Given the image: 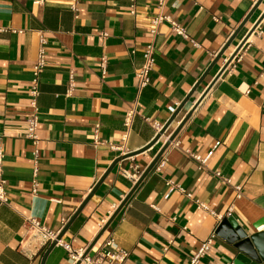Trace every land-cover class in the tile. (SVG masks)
Masks as SVG:
<instances>
[{"label": "crops", "instance_id": "crops-1", "mask_svg": "<svg viewBox=\"0 0 264 264\" xmlns=\"http://www.w3.org/2000/svg\"><path fill=\"white\" fill-rule=\"evenodd\" d=\"M37 1L0 0V136L8 192V201L0 202V264H42L51 243L41 246L31 237L27 218L60 234L105 176L62 237L74 250L86 251L136 185L126 172L136 167L142 175L191 111L89 254L113 239L129 252L124 264H189L215 234L200 264H234L239 250L217 233L222 220L233 217L253 234L264 218V19L263 33L247 39L203 94L264 12V0H166L163 9L158 0ZM160 12L185 27L188 38L167 22L159 26L156 66L140 90L136 73L151 41L150 22ZM41 35L47 62L37 100L35 177L27 120ZM132 108L136 114L127 131ZM186 150L212 154L201 169ZM44 264L72 263L56 245Z\"/></svg>", "mask_w": 264, "mask_h": 264}, {"label": "built area", "instance_id": "built-area-1", "mask_svg": "<svg viewBox=\"0 0 264 264\" xmlns=\"http://www.w3.org/2000/svg\"><path fill=\"white\" fill-rule=\"evenodd\" d=\"M39 3L44 2V0L37 1ZM166 4V0H158V7L159 9H163ZM72 8L76 11V2L72 4ZM167 22L170 26L173 32L178 34V36L186 39L188 38V33L185 27L180 25L171 15H165L164 13L160 12L158 13L154 18H152L150 22L149 32L151 34V41L146 45L143 51V62L141 67L136 73V76L139 80L138 87L139 89H143L147 85L150 84L152 79V72L155 69L156 66V44H155V38L159 34V26ZM3 30L0 29V32ZM258 33L262 34V28L259 25L256 30L253 32V34ZM103 35H106L105 32H102ZM252 34V35H253ZM249 39V38H248ZM248 41V40H247ZM245 42V44L247 43ZM40 49L37 55L36 62L33 66V74L34 78L32 80V85L30 88V95H31V107L32 112L27 120V138L32 142L34 145V158H35V166H34V176L36 177L39 171L38 168V158H39V149L38 144L40 142L38 129H39V116L37 114L38 110V97L40 95V76L46 66L47 62V51H46V40L41 35L40 36ZM244 44V45H245ZM194 45L199 46L196 42H194ZM107 64V59L103 58L101 67L103 70V73H105V68ZM74 84L73 82L69 85L68 93H70L73 90ZM136 114V111L134 108L129 110L125 116V124L127 127V131L131 127L133 117ZM97 132V130H96ZM127 134L125 135V137ZM186 154L196 160L200 168L203 169L206 166V163L211 156L212 152L209 153L207 157H202L201 155L192 152L191 150H186ZM4 158L5 153L3 149V143L2 138L0 136V202L5 203L8 201V192L6 188V179L4 178ZM135 173L126 174L134 180V182H137L140 178V172L138 171V168L134 167ZM216 176H218L220 179L226 181L229 183V180L223 178L219 172L215 173ZM168 184L171 186L172 182H168ZM38 187V182L35 179L33 181V192L35 193ZM174 186H171V190ZM239 189V188H238ZM202 207H205L202 205ZM27 224H28V231L31 232V237L39 239V242L41 243V246H45L47 244H50L52 242H57V245H61L65 248V250L69 254L70 262L72 264H77V262H80V264H124L129 256V252L123 248H120L115 245L114 240L110 239L106 242L104 245V248L97 252L94 255L87 254L84 256L85 249H79L74 250L70 243L64 242L62 239L58 240L59 232L53 231L50 228L45 227L41 224V222L35 218L30 217L27 218ZM215 234H213L208 240L203 242L198 249V251L191 257L189 264H200L201 260L207 255L209 252L213 241H214ZM233 264V263H232Z\"/></svg>", "mask_w": 264, "mask_h": 264}, {"label": "water", "instance_id": "water-1", "mask_svg": "<svg viewBox=\"0 0 264 264\" xmlns=\"http://www.w3.org/2000/svg\"><path fill=\"white\" fill-rule=\"evenodd\" d=\"M260 3V2H259ZM258 3V4H259ZM257 4V6H258ZM256 6V7H257ZM256 7L248 14L247 18L245 19L244 23L248 21V19L252 16L253 12L255 11ZM264 19V12L259 17V19L255 22L253 27L250 29L246 37L241 41V43L237 46L233 54L230 56V58L227 60L225 65L221 68L220 72L217 74V76L214 78L212 83L209 85L205 93L210 90L212 85L217 81V79L220 77V75L224 72V70L228 67L230 62L234 59V57L237 55V53L240 51V49L244 46L247 39L253 34V32L256 30V28L260 25V23ZM244 23L242 25H244ZM242 27V26H241ZM236 34L232 36L229 43L234 39ZM229 43L226 44V46L223 48V50L220 52L219 56L222 55V53L225 51V49L228 47ZM217 57V59H218ZM214 65V62L211 64L210 68L205 72L203 77L201 78L200 82L203 80V78L206 76V74L209 72L211 67ZM196 89V88H195ZM194 91V90H193ZM192 94V93H191ZM191 94L185 99V101L179 106V108L176 110V112L171 116V118L168 120V122L162 127L159 135L155 138V143L170 127L174 119L176 118L179 111L182 109L186 101L189 99ZM202 99V98H201ZM201 99L197 102V104L201 101ZM196 107V106H195ZM192 111L189 112V114L186 116V118L182 121V123L176 128V130L169 136L168 140L165 142L163 148L160 150V152L157 154V156L154 158V160L151 162V164L146 168V170L142 173L138 181L136 182V185L131 190V192L126 196V198L123 200V202L120 204V206L117 208V210L114 212L113 216L109 219L107 224L104 226L103 230L100 232V234L97 236V238L92 242V244L86 249L84 256L89 254L90 250L96 243V241L99 239V237L103 234V232L106 230V228L109 226V224L113 221V219L116 217V215L123 209L129 198L132 196V194L135 192V190L139 187V185L143 182V180L147 177V175L154 169L156 164L159 162L160 158L162 157L163 153L166 151V149L169 147L170 143L175 139L178 132L184 125V123L187 121V119L190 117ZM152 143V144H153ZM120 161V159H117L107 170L106 174L110 173L112 169L116 166V164ZM105 177V176H104ZM104 177L100 180V182L97 184V186L94 188L93 192L89 195L87 200L84 202L83 206L86 204V202L92 197L93 193L96 191L97 187L100 185V183L103 181ZM82 206V207H83ZM82 207L74 214L72 219L69 221L68 225L64 228V230L59 234L58 240H61L64 236L65 232L68 230L74 219L77 217L79 212L81 211ZM232 229V233H227L226 229ZM254 228L256 229V232L253 234H248L237 222L233 217H226L222 220L217 233L226 238L229 242L234 243L235 248L239 250V254L236 257V260L234 261V264H264V218L256 222L254 224ZM57 245V242H52L48 248V250L45 253V256L42 260V264L45 263L46 258L50 251ZM77 264H80V262H77Z\"/></svg>", "mask_w": 264, "mask_h": 264}, {"label": "bare ground", "instance_id": "bare-ground-1", "mask_svg": "<svg viewBox=\"0 0 264 264\" xmlns=\"http://www.w3.org/2000/svg\"><path fill=\"white\" fill-rule=\"evenodd\" d=\"M28 244V243H27Z\"/></svg>", "mask_w": 264, "mask_h": 264}]
</instances>
